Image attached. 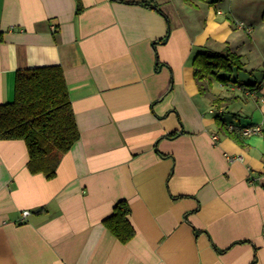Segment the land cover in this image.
Here are the masks:
<instances>
[{
    "label": "crops",
    "instance_id": "1",
    "mask_svg": "<svg viewBox=\"0 0 264 264\" xmlns=\"http://www.w3.org/2000/svg\"><path fill=\"white\" fill-rule=\"evenodd\" d=\"M142 1L0 0V104L19 69L59 64L81 134L53 178L0 138V264H264V0ZM226 46L260 74L230 88L250 121L229 123L263 127L243 144L192 66ZM121 199L128 243L103 222Z\"/></svg>",
    "mask_w": 264,
    "mask_h": 264
},
{
    "label": "trees",
    "instance_id": "2",
    "mask_svg": "<svg viewBox=\"0 0 264 264\" xmlns=\"http://www.w3.org/2000/svg\"><path fill=\"white\" fill-rule=\"evenodd\" d=\"M184 1L190 5L195 4V0ZM141 4L158 7L152 0L142 1ZM82 10L83 6L78 0L77 13ZM192 66L200 93L209 99L214 108L212 113L215 114L219 130L243 144L245 136L241 130L247 125L236 126L224 118L225 113H231L232 117L238 115L228 111L238 96L234 92L231 96L215 93L213 84L217 81L222 86H241L243 91L255 92L260 81L243 86L232 78L235 71L247 70L242 55L229 46L222 51L206 49L196 53ZM67 88L61 65L31 66L17 71L13 100L0 104V138L23 140L28 149L29 170L32 173H43L48 178L56 175L61 157L70 151L81 136ZM231 125L234 129L230 128ZM131 211L129 201L121 199L114 205L112 213L103 220L106 228L123 243H128L136 234L130 220Z\"/></svg>",
    "mask_w": 264,
    "mask_h": 264
},
{
    "label": "rangeland",
    "instance_id": "3",
    "mask_svg": "<svg viewBox=\"0 0 264 264\" xmlns=\"http://www.w3.org/2000/svg\"><path fill=\"white\" fill-rule=\"evenodd\" d=\"M260 74L259 72H254V73H250L248 71H235L232 75V78L235 80H238L241 85L244 86V84H248L250 82H254L256 80H260ZM232 87V86H231ZM231 87H226V86H222L219 82L215 81L213 84V91L215 93L221 94V93H225L226 91H229L231 93H233L235 90L230 89ZM232 90V91H231ZM236 90H238V88H236ZM236 93H239L241 96L244 95V91L243 90H238ZM234 105H231L228 109V111H233ZM224 118L228 121H233L236 124H242V123H248L250 121L249 117H243V118H239V119H234L232 117L231 113H225L224 114Z\"/></svg>",
    "mask_w": 264,
    "mask_h": 264
},
{
    "label": "built area",
    "instance_id": "4",
    "mask_svg": "<svg viewBox=\"0 0 264 264\" xmlns=\"http://www.w3.org/2000/svg\"><path fill=\"white\" fill-rule=\"evenodd\" d=\"M239 24H240L241 27H245V25H244L243 22H240ZM262 101L264 102V96L262 97ZM211 111L213 112V110H211ZM230 128L231 129H234V126L231 125ZM262 131H263L262 125H260V124H253V125H247L244 128H242L241 134L243 136H251V135H254V134H260V133H262ZM214 138L217 139L218 136L215 135ZM28 213H29L28 211H25L24 212V215L26 216Z\"/></svg>",
    "mask_w": 264,
    "mask_h": 264
}]
</instances>
